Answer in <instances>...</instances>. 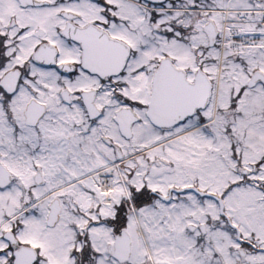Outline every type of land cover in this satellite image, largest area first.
I'll list each match as a JSON object with an SVG mask.
<instances>
[{
  "label": "snow or ice",
  "instance_id": "snow-or-ice-1",
  "mask_svg": "<svg viewBox=\"0 0 264 264\" xmlns=\"http://www.w3.org/2000/svg\"><path fill=\"white\" fill-rule=\"evenodd\" d=\"M0 264H264V0H0Z\"/></svg>",
  "mask_w": 264,
  "mask_h": 264
}]
</instances>
